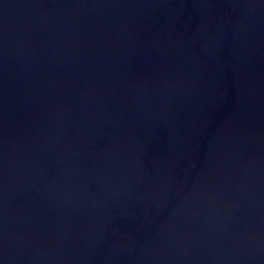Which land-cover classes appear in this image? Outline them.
<instances>
[{"label":"water","instance_id":"water-1","mask_svg":"<svg viewBox=\"0 0 264 264\" xmlns=\"http://www.w3.org/2000/svg\"><path fill=\"white\" fill-rule=\"evenodd\" d=\"M0 264H264V0H0Z\"/></svg>","mask_w":264,"mask_h":264}]
</instances>
